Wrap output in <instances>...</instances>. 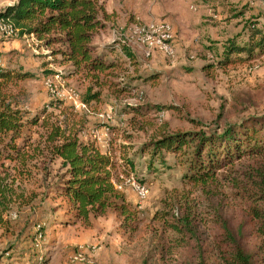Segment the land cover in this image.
<instances>
[{
	"label": "rangeland",
	"instance_id": "374dc122",
	"mask_svg": "<svg viewBox=\"0 0 264 264\" xmlns=\"http://www.w3.org/2000/svg\"><path fill=\"white\" fill-rule=\"evenodd\" d=\"M15 1L0 0V9ZM102 2L111 18L93 38L96 50L114 45L113 48L119 51L115 42L125 41L136 56L137 71L155 76V80L147 83L133 81L138 88L118 98L103 90L101 102L88 108L82 103L73 104L69 101L73 99L72 95L80 99L86 83L77 76L69 77L71 67L60 64V57L51 56V48L43 46L35 36L30 40L26 36L4 37L0 34L1 39L8 42L6 49L0 47V67L21 68L34 75L19 81L17 87H9L13 94H20L21 90L25 92L26 109L33 114L40 113L51 98H56L43 82L49 80L53 89L64 91V95L70 93L61 100L84 113L88 124L83 132L85 139L93 141L103 152H109L115 163L111 180L136 207L138 230L135 233L125 231L121 227V218L113 211L92 217L89 226L75 221L69 204L52 186L55 175L61 173L60 164L58 160L46 161L48 188L41 181L43 173L37 168L32 169L29 180L24 179L21 183L25 193L35 191L38 196L32 203L33 209L27 207L20 211L16 233L20 231L21 236L0 239V264H187L185 251L163 260L151 257L155 248L153 241L166 236L160 231L159 220L152 218L154 214L165 212L180 214L186 203L201 199L199 189L182 182L179 165L163 169L158 160H153L154 169L147 168L150 155L148 150L142 155L141 147L148 144L164 124L167 131L207 132L223 128L226 122H233L241 116L264 115V55L223 69H203L205 64L216 62L215 51L208 50V45L217 43L215 47L219 52L221 43L240 33L249 18L264 23V0ZM158 22L168 25L166 41L171 43V53L158 47H147L136 39L138 30ZM133 39L143 49H137L138 44H134ZM44 70L51 74L45 76ZM127 73L129 75L125 76H131L132 68ZM138 104L161 106L163 110L150 109L144 115H135V119L132 113L123 112L125 107ZM108 111L110 122L104 117ZM54 114L58 112L54 111ZM27 129V135L33 140L37 138L39 129L35 126ZM43 161L40 157L38 167L41 168ZM174 162L172 154H167L165 163ZM235 166L241 169L239 164ZM136 184L146 188L143 199H139L133 187ZM42 192L46 193L44 197ZM214 192L222 215L235 227L240 226L245 219L244 208L232 187L221 178ZM26 218L29 219L27 227L23 226ZM200 229L205 239L210 237L204 224ZM242 232L249 246L256 248L259 245V238L249 223H244ZM34 234H37L36 239L32 240L30 236ZM79 253V261L84 259L81 262L74 259ZM192 262L196 264L193 259ZM206 262H215L211 252L207 253Z\"/></svg>",
	"mask_w": 264,
	"mask_h": 264
},
{
	"label": "trees",
	"instance_id": "16d2710c",
	"mask_svg": "<svg viewBox=\"0 0 264 264\" xmlns=\"http://www.w3.org/2000/svg\"><path fill=\"white\" fill-rule=\"evenodd\" d=\"M110 18L102 0H16L0 9V20L13 28L14 36H35L51 48V56L60 57V64L71 67L69 77L77 76L86 83L79 98L87 108L101 102L103 90L118 98L135 91V83L155 80V76L137 71L136 56L125 41L115 42L119 51L114 45L96 50L93 38ZM215 44L208 45V50L215 51L216 62L205 64L204 70L247 63L264 55V23L249 18L240 33L221 43L219 52ZM55 45L59 48L54 49ZM130 68L131 76H125ZM44 74L51 72L44 70ZM32 75L21 68L0 67V239L21 236L20 231L16 233L20 211L33 209L38 196L35 191L25 193L21 183L29 180L32 169L37 168L48 188L46 161L53 160H58L61 173L55 175L52 186L69 204L75 221L89 226L92 217L113 211L121 218L125 231L137 232V209L111 180L115 166L111 156L101 152L93 141L80 137L87 125L84 113L61 99L51 98L40 113L33 114L26 109L25 92L13 94L9 90ZM124 109V113L133 114V119L150 109L163 110L161 106L141 104ZM28 126L39 129L34 140L25 132ZM218 128L207 132L167 131L164 124L140 149L142 155L149 152L147 168L154 169L153 160H158L163 169L179 165L182 182L199 189L201 195L198 202L186 203L180 214H154L152 219L159 220L160 231L166 236L153 241V259L163 260L185 251L187 264H192V259L196 264H207L206 255L211 252L215 258L211 264H264V115L248 114ZM167 154L175 158L173 164L165 163ZM40 157L44 159L41 168ZM221 178L232 187L244 208L245 219L238 227L222 215L215 201L214 190ZM27 221L23 226H28ZM244 223H249L259 238L256 248L244 239ZM203 224L210 231L207 239L200 229ZM36 235L30 238L35 240Z\"/></svg>",
	"mask_w": 264,
	"mask_h": 264
},
{
	"label": "bare ground",
	"instance_id": "6f19581e",
	"mask_svg": "<svg viewBox=\"0 0 264 264\" xmlns=\"http://www.w3.org/2000/svg\"><path fill=\"white\" fill-rule=\"evenodd\" d=\"M145 29H152V25L151 26H149V28L147 27V28H145ZM157 29H164L163 30V45L165 46V47H159L158 46V43H154V42H151V41H149V37H142V44L143 45H145V46H147V47H158V48H160L161 50H163L164 52H166V53H169V51H170V53H171V46H170V44H168L167 43V38L169 37L168 36V25L167 24H165V23H163V22H158L157 23ZM0 34H1V36H4V37H13L14 35H15V32H14V30H13V28L11 27V26H9V25H6L2 20H0ZM139 34H142V29H140V30H138L137 31V36H136V39H137V41H139V43H140V37H139ZM157 48V49H158ZM149 49V48H148ZM172 55V54H171ZM2 64H1V57H0V66H1ZM45 84L46 85H48L47 87H48V89H49V91L51 92V89H52V91H53V94H54V97H56V98H58V99H64L67 95H69L70 93H68L67 95H64V91H62V90H56V89H53V87H52V85H51V83L49 82V80H47L46 82H45ZM70 96V95H69ZM74 96L75 97H77L76 95H72V97H73V99H74ZM101 117H103L102 115H101ZM105 117V116H104ZM135 186L136 187H143V186H140V185H138V184H136V185H133V187H134V189H135ZM138 195V197H139V194H137ZM145 197V190H144V192L141 194V196H140V199H143ZM83 254V253H82ZM90 254V253H89ZM73 256V255H72ZM84 256H86V253L84 254ZM87 256H88V253H87ZM91 256V255H90ZM89 256V257H90ZM82 257H83V255H82ZM89 257H88V259H89ZM93 257V256H92ZM80 258H81V254L79 253L78 254V256L77 257H75L74 259L75 260H80ZM83 258H85V257H83ZM84 260V259H83ZM83 260H81V261H83ZM87 260V259H86ZM81 261H79V262H81ZM73 262H75V261H73ZM90 262V261H89Z\"/></svg>",
	"mask_w": 264,
	"mask_h": 264
},
{
	"label": "built area",
	"instance_id": "2783aa9c",
	"mask_svg": "<svg viewBox=\"0 0 264 264\" xmlns=\"http://www.w3.org/2000/svg\"><path fill=\"white\" fill-rule=\"evenodd\" d=\"M163 30L164 29H157V23L152 25V29L142 28V34H139L140 43L142 44V37H149V41L158 43L159 47H165L163 45ZM43 84H45V82H43ZM45 86H48V85H45ZM51 94L54 96L52 89H51ZM69 101H73V104L81 105V100L78 99V97L74 96V99H71ZM105 117H106V122L111 121L110 111L106 113ZM144 190H146L145 187L135 186V191L137 194H139V199H140L141 194L144 192Z\"/></svg>",
	"mask_w": 264,
	"mask_h": 264
},
{
	"label": "crops",
	"instance_id": "0c3cea01",
	"mask_svg": "<svg viewBox=\"0 0 264 264\" xmlns=\"http://www.w3.org/2000/svg\"><path fill=\"white\" fill-rule=\"evenodd\" d=\"M26 37H28L30 40H34V38H33V36H26ZM26 37H24V38H26ZM132 42H134V44H138V45H136V48L137 49H139V50H141V49H143V46L142 45H140L139 43H137V42H135V40L133 39V41ZM8 46V42L7 41H4V40H2L1 39V37H0V47H2V49H6V47ZM101 116V115H100ZM102 121V120H101ZM88 125V124H87ZM99 128V127H98ZM103 129V128H102ZM97 130H95V132H96ZM83 136V137H82ZM83 140H86L85 138V135H84V133H82V135L80 136ZM101 150V149H100ZM101 152H103L102 150H101ZM103 153H105V152H103ZM106 153H108L109 154V152L107 151ZM133 203V202H132Z\"/></svg>",
	"mask_w": 264,
	"mask_h": 264
}]
</instances>
